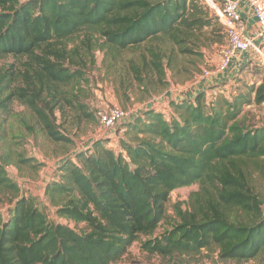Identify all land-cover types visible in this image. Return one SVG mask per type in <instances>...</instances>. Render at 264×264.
I'll list each match as a JSON object with an SVG mask.
<instances>
[{
    "label": "trees",
    "instance_id": "obj_1",
    "mask_svg": "<svg viewBox=\"0 0 264 264\" xmlns=\"http://www.w3.org/2000/svg\"><path fill=\"white\" fill-rule=\"evenodd\" d=\"M204 28L223 41V25L200 0H0V59L14 60L0 67V115L18 103L48 140L72 144L61 129L67 113L94 120L75 90L95 50L113 58L149 43L130 70L141 85L150 75L162 83L165 52L150 42L183 47ZM210 89V99L170 100L168 116L145 110L125 124L118 150L101 138L59 164L43 190L54 220L8 176V165L30 160L0 137V203L11 205L8 218L0 213V264H112L140 236L141 249L160 257L205 252L237 264L264 255V202L250 185L253 173L264 176V125L240 119L245 106L264 103V75L229 97ZM193 184L170 227L154 235L171 192Z\"/></svg>",
    "mask_w": 264,
    "mask_h": 264
},
{
    "label": "rangeland",
    "instance_id": "obj_2",
    "mask_svg": "<svg viewBox=\"0 0 264 264\" xmlns=\"http://www.w3.org/2000/svg\"><path fill=\"white\" fill-rule=\"evenodd\" d=\"M25 1V0H20ZM154 1V0H152ZM205 5L204 0H200ZM211 29L204 28L203 31L194 33L191 39L183 44V47L170 44L168 41L150 42L153 45H159L165 52L163 64L165 65V78L162 83L158 82L156 77L152 78L148 85L139 84L133 77L130 70V60L138 61L140 54L145 52L143 44L136 50H126L117 53L112 58L106 51L95 50L94 62H87L84 69L85 82L80 83V87L75 90L76 99L86 106V111L94 115V120L86 118H78L76 112L69 111L66 116V123L61 129H67L66 133L72 138V144L54 143L48 140L35 124L28 110L18 103L12 106L10 116L4 117L0 115V137L4 138V142L10 145V149L14 152L22 154L24 158H28L29 164H20L17 167L10 164L6 167L8 176L17 183L20 191L25 195L34 196L39 207L44 208L50 215L51 219H55L53 209L46 205L43 197L45 185L52 179L59 164L65 159L71 158L80 150L90 148L92 142L104 137L107 139L99 126L95 117L98 110H105L112 106H118L124 109H130L136 114H141L148 109H156L162 111L167 116L170 113L167 99L175 93L184 94L192 90L199 82L206 79L203 77L202 69H207L210 76L215 74V64L218 60L217 48L223 43L211 42ZM216 36V35H215ZM211 39V40H209ZM180 48L188 52H181ZM250 60L239 68L237 75L234 76L230 84L235 85L243 91L247 85H258L264 75V63L253 53H250ZM14 60L11 57L0 59V67L12 63ZM224 89L226 96H230L231 87ZM183 92V93H182ZM211 92L208 90V98H211ZM164 105V106H161ZM58 123L62 121L57 112ZM240 119L248 126L255 128L264 125V103L252 104L244 107L240 115ZM26 124L34 127V133H31L26 128ZM125 125L120 124L117 129L119 132ZM118 137V134L115 135ZM113 137L107 139L110 148L118 150V140ZM264 166V162H263ZM250 185L253 190L260 196L264 202V176L258 173H253L250 179ZM198 189L197 184L189 187H183L171 192L169 202L167 203L166 221L155 231L156 236L161 235L164 229H168L173 222L174 213L173 205L178 202H184L188 199V195ZM10 204L4 200L0 203V213L3 218H8ZM264 212V203L262 206ZM170 224V225H169ZM74 228L73 224H69ZM80 226L77 227V230ZM144 239L140 236L128 249L127 254L119 261L112 264H171L173 261L182 260L190 264H236L232 262H220L215 255L206 254L203 252L196 256H173L160 257L151 255L143 251L140 247V242ZM237 264H264V255L257 259L237 263Z\"/></svg>",
    "mask_w": 264,
    "mask_h": 264
},
{
    "label": "built area",
    "instance_id": "obj_3",
    "mask_svg": "<svg viewBox=\"0 0 264 264\" xmlns=\"http://www.w3.org/2000/svg\"><path fill=\"white\" fill-rule=\"evenodd\" d=\"M245 1L257 24L252 36L245 34L246 20L240 13V0H204L224 28L225 42L217 48L218 60L215 64V73L225 72L232 59L246 51H251L264 63V0ZM202 75L208 77L210 72L202 69ZM139 115L130 109L118 106L98 110L95 113L102 133L107 139L115 137L120 124L125 125Z\"/></svg>",
    "mask_w": 264,
    "mask_h": 264
},
{
    "label": "crops",
    "instance_id": "obj_4",
    "mask_svg": "<svg viewBox=\"0 0 264 264\" xmlns=\"http://www.w3.org/2000/svg\"><path fill=\"white\" fill-rule=\"evenodd\" d=\"M240 13L242 17L246 20V31L245 34L247 36H252L255 30L257 29V24L255 19L251 15V11L246 3L245 0H240L239 3ZM251 51H246L242 53L241 55L235 57L232 59L228 69L223 73H215L214 76H208L206 79L199 82L196 86L192 88V90H189L188 92L184 94L175 93L174 95H170L169 97H166L167 101L170 100H180V99H189L192 100L196 93L198 92H205L212 87V86H221L223 89H228L227 87H233L235 85L230 84L231 79L236 76L239 71V68L245 65L251 58H250ZM231 88L229 90H231ZM211 90V89H210ZM183 93V92H182ZM228 93V91L226 92ZM208 94V93H207ZM164 106V105H161ZM156 110V109H155ZM157 111V110H156ZM121 129L117 134L118 136L122 133ZM104 138V137H102ZM118 138V137H117ZM116 138V139H117Z\"/></svg>",
    "mask_w": 264,
    "mask_h": 264
}]
</instances>
